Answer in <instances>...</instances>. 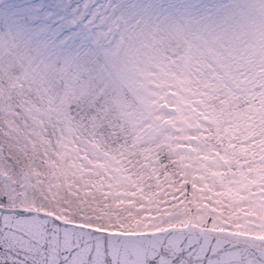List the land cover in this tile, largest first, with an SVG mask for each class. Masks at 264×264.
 Returning a JSON list of instances; mask_svg holds the SVG:
<instances>
[{
  "label": "snow or ice",
  "instance_id": "6c2138e0",
  "mask_svg": "<svg viewBox=\"0 0 264 264\" xmlns=\"http://www.w3.org/2000/svg\"><path fill=\"white\" fill-rule=\"evenodd\" d=\"M249 7L0 2V264H264ZM176 21L199 42L162 55Z\"/></svg>",
  "mask_w": 264,
  "mask_h": 264
},
{
  "label": "clouds",
  "instance_id": "9594fccd",
  "mask_svg": "<svg viewBox=\"0 0 264 264\" xmlns=\"http://www.w3.org/2000/svg\"><path fill=\"white\" fill-rule=\"evenodd\" d=\"M218 3L232 4L241 6H250L242 17L241 23L244 28L245 39L252 44L255 50H264V8L260 5L264 4V0H217ZM168 26L165 25V30L157 33L155 39L157 42L163 40L161 46V54L174 52L177 56L182 55L184 45L187 41L198 43L196 34L200 32L201 26L195 21H176L173 23V30H167ZM179 31V35L176 32ZM151 34L148 36V41H152ZM127 210H125L126 212ZM121 218L126 225L136 226V218L125 219V213H121ZM144 226V223H141Z\"/></svg>",
  "mask_w": 264,
  "mask_h": 264
},
{
  "label": "rangeland",
  "instance_id": "374dc122",
  "mask_svg": "<svg viewBox=\"0 0 264 264\" xmlns=\"http://www.w3.org/2000/svg\"><path fill=\"white\" fill-rule=\"evenodd\" d=\"M144 226H145V227H147V226H148V224H147V223H145V224H144Z\"/></svg>",
  "mask_w": 264,
  "mask_h": 264
}]
</instances>
